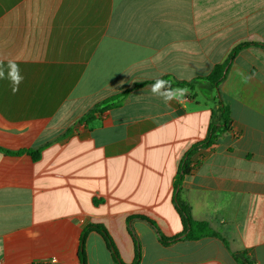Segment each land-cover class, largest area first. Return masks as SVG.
Segmentation results:
<instances>
[{"label":"crops","instance_id":"obj_1","mask_svg":"<svg viewBox=\"0 0 264 264\" xmlns=\"http://www.w3.org/2000/svg\"><path fill=\"white\" fill-rule=\"evenodd\" d=\"M244 43H264V0H0V264H81L80 237L103 225L124 264H264V47L238 53L219 90L232 129L193 155L179 199L216 236L182 234L175 180L217 106L166 103L157 78L209 75ZM137 85H141L136 87ZM124 95V96H123ZM120 97V103L96 112ZM116 103V101L112 102ZM132 230V231H131ZM87 264H114L90 231Z\"/></svg>","mask_w":264,"mask_h":264},{"label":"trees","instance_id":"obj_2","mask_svg":"<svg viewBox=\"0 0 264 264\" xmlns=\"http://www.w3.org/2000/svg\"><path fill=\"white\" fill-rule=\"evenodd\" d=\"M249 45H259V46L264 47V43H259V44L244 43V44L238 45L232 50V52L229 54L225 62L222 64H217L209 75L205 77L197 78L191 82L176 81L169 76L161 78V79L172 81V86L174 88L176 87L186 88L189 91V94L187 96L190 99L196 101L197 103H199L200 100L203 99L206 101H210L217 106V108L213 110L212 122L209 127L207 137L203 141L194 144L191 147V149L186 152V154L184 155L181 161L179 173L175 180L174 202L176 204L177 210L182 215V217L185 219V222L187 224L185 231L178 236L165 237L163 234L159 232V229L156 223L144 216H132L128 219L129 226L131 225L132 221L135 219H141V220L147 221L156 230L159 242L162 245H165V246L170 245L179 240L199 239L204 236H216V237L222 238L218 233L213 231L207 223L197 222L191 218L190 208L183 205V203L180 201L179 192L181 190V186H182V182L184 178L192 174L194 167L196 165V163H193L192 161L193 155L196 154L200 149H205L215 144L224 133H227L232 129V119L230 117V111L228 107L224 105L222 101L219 87L221 83L225 80L227 76V72L229 68L231 67L233 61L236 59L240 50H242L245 47H248ZM151 83H154V81ZM139 86L141 85H137L136 87H139ZM213 93H216V94L214 95ZM120 100L121 98L117 97L109 102H106L105 103L106 106L103 109L95 110L93 113L89 114L85 118V120L89 122L90 120L96 117L95 116L96 112L101 113L103 110L119 104ZM114 101H116V103H112ZM0 150L8 155L19 156L22 154H28L33 158V160H38L41 157L40 150L24 149V150H20L17 152H13V151L6 150L3 148H0ZM90 231H95L103 237V239L106 242L107 248L109 249L112 255L114 264H124L121 261L119 253L115 247V244L109 232L103 225H100V224L88 225L87 228H85L81 234L80 252H79L81 264H87L85 247H86L87 235ZM135 240L137 243V250H136V259L133 264H139L141 261V250H140V246L138 243V239L135 238ZM224 242L228 246L226 240H224ZM241 254L243 256V259L239 260L240 264H255V262L252 261L247 256L246 251L242 252Z\"/></svg>","mask_w":264,"mask_h":264},{"label":"clouds","instance_id":"obj_3","mask_svg":"<svg viewBox=\"0 0 264 264\" xmlns=\"http://www.w3.org/2000/svg\"><path fill=\"white\" fill-rule=\"evenodd\" d=\"M5 78L11 83L13 93L18 92L24 77L21 75L20 67L15 61L9 60L7 62L6 73L2 62H0V79ZM150 91L153 95L161 97L166 103L172 100H179L180 97H184L188 93L186 88H174L172 81L161 78L155 79L154 83L150 85Z\"/></svg>","mask_w":264,"mask_h":264},{"label":"rangeland","instance_id":"obj_4","mask_svg":"<svg viewBox=\"0 0 264 264\" xmlns=\"http://www.w3.org/2000/svg\"><path fill=\"white\" fill-rule=\"evenodd\" d=\"M214 95L216 94V93H213Z\"/></svg>","mask_w":264,"mask_h":264}]
</instances>
